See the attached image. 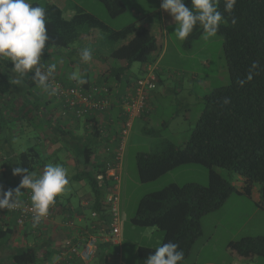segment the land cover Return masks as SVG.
<instances>
[{
	"label": "trees",
	"instance_id": "trees-1",
	"mask_svg": "<svg viewBox=\"0 0 264 264\" xmlns=\"http://www.w3.org/2000/svg\"><path fill=\"white\" fill-rule=\"evenodd\" d=\"M96 1L104 5L111 18L122 15L126 10L122 0ZM31 3L33 6L43 7L46 13L49 40L41 56V64H45V69L50 64H55L56 68L59 66L57 62L50 61L49 55L56 52L53 50L68 48L77 41L82 45L96 43L101 34L107 33L112 46L104 50L106 56L97 52L100 58L96 60L100 61L102 70L97 74L95 81L86 73L83 78L87 81L86 85H106L116 96L123 95L125 89H129L135 81L123 79L124 72L131 64L140 62L144 66L153 65L150 59L155 61L162 54L164 30L157 11L146 17V23L142 27L133 22L120 29H113L95 14L84 9L66 18L56 4L37 1ZM185 3L190 6V0H185ZM218 10L228 20L226 25L219 27L217 33L223 36L222 48L229 82L204 96V108L184 145L175 146L169 143L161 151L136 155L138 177L142 182L154 181L185 164H199L208 170L206 185L196 182L182 185L170 183L145 194L139 200L131 219L132 225L136 227H154L161 231V243H177L184 253L183 261L178 264L184 262L201 236L202 217L220 208L231 194L238 193L252 199L256 198V194L255 203L264 207V70L254 75L251 81H246L243 85L239 83L240 80L246 79L254 61H259L261 69H264V0H236L231 13L225 11V0H220ZM232 17L236 18L235 24L231 23ZM82 27L87 31L80 32ZM203 33L201 26L194 27L193 32L184 40V46H191ZM107 58H111L114 64H109ZM119 61L123 64L118 65ZM10 68L12 69V62L8 58H0L2 93L5 91L1 87L7 89L14 86L19 90V86H38L31 72L20 75ZM57 70L55 69L52 77L57 82L69 83L70 79L57 76ZM15 78L21 80L19 85L11 83ZM110 78L114 80L111 82L113 85ZM225 98H228L229 103L223 102ZM116 105L113 107L115 117L118 115ZM70 117L74 121L84 122L87 130L86 136L80 135L73 149L72 155L76 165L73 180H87L93 192V207L95 211L102 212V217L106 218L109 224V215H106L109 206L104 203L103 193L112 187L111 178L107 179L105 173V163L116 155L113 151L116 138L114 135L109 136L112 131L109 135L101 133L105 123L100 119L107 118L105 114L100 118L94 117L92 124L88 120ZM114 123L118 126L117 120ZM103 138L112 148V152L103 151L100 154V147L104 144ZM17 161L20 167L34 172L40 163L36 146H30L20 152ZM93 165L97 170L90 172L88 168ZM216 168L227 170L229 176L237 174L238 184L232 183ZM12 219L15 222L14 218ZM6 220L8 219H3ZM2 224L0 218V237L11 231L9 228L3 229ZM156 248L139 246V263L146 264L148 256ZM226 251L240 264L252 263L264 257V236H244L231 240L226 244ZM73 257L75 256L72 254ZM10 259L13 264H37L38 251L34 246L17 247L12 251ZM76 259L78 260L75 257L74 260ZM102 263L107 264L105 258L100 261V264Z\"/></svg>",
	"mask_w": 264,
	"mask_h": 264
},
{
	"label": "rangeland",
	"instance_id": "rangeland-1",
	"mask_svg": "<svg viewBox=\"0 0 264 264\" xmlns=\"http://www.w3.org/2000/svg\"><path fill=\"white\" fill-rule=\"evenodd\" d=\"M33 1L57 4V0H31V2ZM122 1L126 6V10L116 18L109 17L104 5L96 0H67L70 5H67L65 9L63 7L60 8L66 18L71 17L72 14L80 11V9H84L95 14L113 29H120L133 22H136V24L142 23V16L150 11L155 13L161 3V0ZM76 5L78 7L74 8ZM167 29L168 37L166 42L164 41L162 58L157 62V59L155 61L150 59L154 66L157 64V67L155 66L157 68L156 88L151 90V92H155L151 100L157 114L153 115L148 121L140 120L134 124L124 140L119 180L111 178L110 183V187L116 188L115 191L119 196V225L122 227L121 243L125 250L122 256L123 261L125 260L123 264H140L136 255L135 260H132V249L137 245H150L149 240H154L155 237V235L151 237L148 233L151 230L150 227H136L131 223L141 197L170 183L182 185L188 182H196L206 185L208 182V170L199 164L181 165L154 181L142 182L138 177L136 155L138 153L161 151L169 143L175 146L184 145L204 108V96L213 89L224 86L229 82L222 48V35L217 33L214 37L205 40V34L203 33L193 41L191 46L186 47L184 46V40L180 41L176 38L174 32L175 24L172 21H169ZM79 31L85 32L87 29L82 27ZM111 46L112 42L108 40L107 33H103L96 43L82 45L77 41L69 45L68 48L59 49V51L52 49L56 52L49 55V58L51 62L59 64L56 69H58V75L63 77L61 79L66 78L72 81L73 79L70 77L75 73L77 76L75 80L78 81L79 78H84L85 74L89 73L91 79L95 81L97 74L102 70L100 61L96 60V58H100L97 52L106 56L107 53L104 50L107 47L110 49ZM85 47L93 50V58L89 62H84L80 59L79 53ZM107 59L109 64H114L111 58ZM117 64L122 65L123 62L119 61ZM145 75L146 66L140 62H133L130 68L124 72L123 79L128 78L130 81H134L136 78L144 77ZM112 81H114L113 78H110V83ZM17 92L20 93L19 91ZM40 131V129L36 130L33 126L23 130L20 135L11 138L12 146L16 149H21V147L26 149L29 144L31 145V143L34 144L38 141ZM216 169L232 183L238 184L239 177L237 174L229 176L230 174L227 170ZM82 190L93 194L87 180H69L65 191L59 194L60 200L66 204V199L69 198L72 207L77 208L79 201L85 195ZM112 192V189H110L103 193L106 201ZM255 197L257 198L256 194ZM236 198V195L232 194L223 203L224 205L222 204L223 206L202 217L203 237L205 238L209 235L214 241L218 240L216 245L217 252L211 253L207 251L205 255L214 257L217 260L225 256V251L221 245L222 241H228L236 230H238L235 236L236 239L242 236H264V207L255 203L254 200L256 198L242 197L244 203H240V199ZM109 214L110 211L107 209L106 215ZM84 215L85 219L82 220L83 224H81L73 214L71 219H73L74 227L88 225L91 221L100 219L102 212L92 213L87 208L84 211ZM105 219L103 218V221ZM108 219L110 220V216H108ZM102 224L105 227H109L105 222H102ZM8 239H10L8 235L0 237V252L5 249ZM211 241L213 240L210 239V243ZM106 247L115 250L118 246L112 241V244H108ZM91 259L87 261L89 262L87 264H100L98 255L92 261ZM0 264L10 263H3L1 258ZM110 264H120V262L117 259L112 261L111 257ZM258 264H264V257H260Z\"/></svg>",
	"mask_w": 264,
	"mask_h": 264
},
{
	"label": "crops",
	"instance_id": "crops-1",
	"mask_svg": "<svg viewBox=\"0 0 264 264\" xmlns=\"http://www.w3.org/2000/svg\"><path fill=\"white\" fill-rule=\"evenodd\" d=\"M56 5L59 8L63 7V9H65L66 6L70 4L69 2L67 3V0H57ZM77 7L78 6L76 5V7L74 8ZM153 12L154 11L145 13V15L142 16L143 22L137 25L139 27H142L143 24L146 23V17ZM157 12H159L160 14L161 23L164 30V41L166 42V38L168 37L167 26H169V21L173 22V20L166 11L160 8V5L157 9ZM163 54L164 49L157 61L162 58ZM42 65L45 66V64ZM155 66L157 67V64H155ZM57 76L60 77V75ZM1 88L5 91V93H2V90L0 89L1 191L15 189L19 185L21 176L13 175L12 169L19 166L17 161L18 154L26 150L30 146H36V149L40 154V163L36 167L34 171L35 173L40 174L43 171L44 166L49 163L60 164L67 170L68 180H72L76 171L75 161L72 155L73 149L75 148L80 135L86 136L87 130L85 123L82 121H74L73 119H71V117L63 118L59 116L58 103L53 99L49 92L45 91L39 86H36L34 88H31L30 86H19V90L14 86H9V88L7 89L3 87ZM17 91H19L20 93H18ZM154 94L155 92L153 91L148 94L146 99L145 111L140 117L135 119L133 126L137 121H148L152 118L153 115L157 114L156 108H154L155 106L153 104V101L151 100V97ZM30 125L33 126L36 130H41L39 132L38 141H36V143L34 144H29L26 149H22V147L21 149L14 148L12 146L11 138L20 135L23 130H27L28 128H30ZM116 134L117 133H114V137H116ZM104 138L102 140L104 144L102 147H100V154H102L104 148L108 146L107 143H105ZM94 167V165L90 166L88 168L89 171H96L97 169ZM101 184H104L103 179L101 180ZM29 191V189H21L18 194H15V199H29L31 201V196H28ZM83 193L85 195L79 201V206L77 208L72 207L69 198L66 199V204H64L60 200V195H57L55 198V204L50 206V220L44 223H40L35 227L33 226L32 222H27L23 226H17L13 222V220H10L9 223H7L6 221H3V219L5 218H2L3 224L1 225V227L3 229L9 228L11 230L10 233L5 235H8L10 239H8V241L6 242L5 249L0 252V259L2 258L3 263L8 262L10 264H13L11 262L10 255L15 248L34 246L38 251L37 264H45L46 262H49L53 255L58 252L61 253L62 256H64V259L59 264H87L89 262L81 260V258L76 254H73V256L78 258V260H74L75 257L72 258V254H69V245H67V243H82L80 244L81 247L79 248V251H82L86 238L88 236H93L96 237L97 240L95 243L94 253L92 256L93 258L91 259V261L98 255L99 261L105 258L107 264H110L111 257L112 261L117 259L120 264H123L125 260L123 261L122 256L125 250L122 247L121 243L122 227L120 225L119 238L116 241H113V243L118 246L115 250L106 247L108 244H112V241L107 240L109 237L110 229L109 227H105V225L102 224V222L108 224V220L103 221V217H101L100 219L98 218L96 221H91L88 225L85 224L79 227L73 226V219H71L73 214L74 216H76L77 220L81 224H83L82 220L85 219L84 211L87 208H89V211H91L92 213H100L98 211H95L93 207L94 198L91 193H89L88 191L87 193L83 191ZM233 194L236 195V199H240V203H244V200L242 199V197H245L244 195L238 193ZM231 195L229 197H231ZM103 199L104 203L106 204V199L104 197ZM148 233L151 235V237H153L152 235H155V237L154 240H149L150 245L146 246H160L163 239V233L154 227L151 228ZM237 233L238 230H236L235 233H232V237H230L228 241H222L221 245L225 251V256L220 258V260H217L214 257L205 255L207 251L211 253L217 252L216 245L218 243V240L214 241V239H212V237H209V235L205 238L203 237V223L201 222V236L196 240L192 251L182 264H240L233 258H231L226 251V244L231 240H236L235 236L237 235ZM210 239L213 240L211 241V243ZM139 246L142 245H137L136 247L134 246V248L132 249V260H135V255L137 256V249ZM259 259L260 258L248 264H258Z\"/></svg>",
	"mask_w": 264,
	"mask_h": 264
},
{
	"label": "clouds",
	"instance_id": "clouds-1",
	"mask_svg": "<svg viewBox=\"0 0 264 264\" xmlns=\"http://www.w3.org/2000/svg\"><path fill=\"white\" fill-rule=\"evenodd\" d=\"M219 3L220 0H190V6H187L185 0H161L160 8L172 17L178 40L187 39L197 25L202 27L204 39L207 40L217 34L222 24L228 23L218 10ZM235 4L236 0H225V11L231 13ZM236 22V18L232 17L231 23ZM48 40L43 7L33 6L31 0H0V58H8L15 73L24 75L31 72L39 87L55 95L58 89L49 83V79L56 65L50 64L45 69L41 64L42 52ZM79 55L82 61L89 62L93 58V50L85 47ZM261 70L264 69H261L259 61H254L246 79L239 83L243 85L251 81ZM70 78L77 79V76L74 73ZM86 82L82 77L78 79L79 84ZM11 83L19 85L21 80L15 78ZM223 102L229 103L228 98ZM12 174L21 176L20 183L15 189L0 191V210L18 207L20 202L15 199V194L21 189H29L34 209L33 226H38L48 214L49 207L55 204L56 196L65 191L69 183L67 170L60 164L49 163L40 174L19 166L12 169ZM183 259V250L179 249L177 243L169 241L161 243L148 256L146 264H178Z\"/></svg>",
	"mask_w": 264,
	"mask_h": 264
},
{
	"label": "built area",
	"instance_id": "built-area-1",
	"mask_svg": "<svg viewBox=\"0 0 264 264\" xmlns=\"http://www.w3.org/2000/svg\"><path fill=\"white\" fill-rule=\"evenodd\" d=\"M156 67L152 64L146 65V75L144 77L136 78L131 87L126 90L123 95L114 94L109 86L91 83L86 85L79 84L75 79L67 84L57 82L53 77H50L49 83L58 89L55 95H51L58 103V114L63 118L73 116L77 119L88 120L92 124L94 117L107 116V118L100 119L104 125L103 134H116V142L114 147L115 156L105 163V173L108 178L119 180L120 168L122 162V148L124 140L130 133L133 123L136 118L140 117L145 111L146 99L151 90L156 88L157 76L155 73ZM118 102V103H117ZM117 104V105H116ZM116 105L118 115L115 117ZM117 120L118 126L114 121ZM101 122V123H102ZM106 127V131H105ZM114 128V130H113ZM104 152H112V148L106 146ZM116 188L112 187V193L108 197L106 204L109 206L110 221H109V237L108 241H116L120 235L119 227V207H118V193ZM31 196V192H28ZM19 206L15 209L0 210V218L13 220L17 226H23L27 222L33 223L34 209L29 199L18 200ZM51 218V209L49 207L48 214L41 219L40 223H44ZM97 238L88 236L83 245V250L79 251L82 243H71L69 245V254H76L83 261H89L94 253V247ZM64 259L61 253L53 255L49 262L45 264H59Z\"/></svg>",
	"mask_w": 264,
	"mask_h": 264
}]
</instances>
